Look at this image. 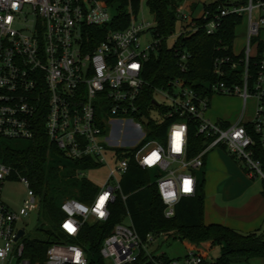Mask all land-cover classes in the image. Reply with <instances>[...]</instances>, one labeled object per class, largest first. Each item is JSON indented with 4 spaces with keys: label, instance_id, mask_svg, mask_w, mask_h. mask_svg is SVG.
Listing matches in <instances>:
<instances>
[{
    "label": "built area",
    "instance_id": "2783aa9c",
    "mask_svg": "<svg viewBox=\"0 0 264 264\" xmlns=\"http://www.w3.org/2000/svg\"><path fill=\"white\" fill-rule=\"evenodd\" d=\"M139 6L136 11L129 6L127 26L114 29L108 26L115 13L102 0H0V139L32 140L42 132L64 158L107 166L103 183L92 180L98 189L91 201L69 197L62 201L60 226L70 236L86 222L106 221L117 196L126 198L120 181L131 163L149 172L166 218L174 215L181 198L196 193L200 182L196 170L216 147L228 151L251 177L264 181L263 161L256 156L257 145L264 150V0H226L216 12L203 9L196 18L183 12V3L178 6L182 21L178 37L195 29L200 17H209L206 32L212 33L228 14L246 17V37L239 53L232 50L215 57L216 80L205 89L197 90L179 76L165 87H153V105L162 109L163 121L170 119L161 137L150 135V108L146 113L143 106V92L150 84L142 69L156 41L141 48V34L154 23L138 20ZM90 27H108L92 49ZM174 53L180 72H186L189 53L178 46ZM239 67L243 70L237 74ZM215 93L242 97L236 120L207 116ZM155 94L167 102L159 105ZM248 97L255 99V106L251 117L244 119ZM126 116L148 120L146 133L130 123L134 127L127 137L130 147L122 132ZM188 120L195 122L196 133L203 138L204 146L195 155L188 154ZM11 170L0 159V264H33L24 255L25 227L18 224L39 208V198L28 179L17 173L15 180L25 184L27 195L17 209L10 207L3 187L11 180ZM79 175L85 176L84 170ZM20 228L24 234L15 240ZM156 238L151 232L141 236L126 214L104 237L99 253L110 264L133 263L142 255L147 264L212 262L207 259L212 245L197 248L189 243L182 256L163 261L164 253L154 252ZM89 259L82 246L55 242L47 247L42 264H89Z\"/></svg>",
    "mask_w": 264,
    "mask_h": 264
},
{
    "label": "trees",
    "instance_id": "16d2710c",
    "mask_svg": "<svg viewBox=\"0 0 264 264\" xmlns=\"http://www.w3.org/2000/svg\"><path fill=\"white\" fill-rule=\"evenodd\" d=\"M141 0H102L115 7V15L108 27L119 29L127 26L129 14L127 8L138 9ZM154 18V27L150 30L156 41L155 50L144 61L142 76L150 87L143 92L145 112L153 105V87H165L169 80L184 77L186 82L203 90L216 80L213 73V62L216 56L232 53L236 26L242 21V16L228 14L220 19V24L212 33L206 32L207 19L198 18L196 28L178 37L173 47L166 44V39L175 31L180 19L177 8L185 0H143ZM226 0H217L204 4V10L216 12ZM244 1V0H243ZM195 5V4H194ZM194 7V6H192ZM108 27H90L89 49L96 45ZM175 46L189 53L188 68L180 72L177 66ZM251 71L255 70L253 65ZM242 67L236 70L240 74ZM170 119L161 123L149 122L150 135L161 137ZM188 154H197L204 146L203 138L196 133L195 122L189 121ZM9 139H0V159L11 166L9 179L15 180L17 173L26 177L30 187L39 198L38 236H23L24 255L33 264H42L47 247L55 242L75 243L82 246L90 256L89 264H105L100 256V247L104 237L113 226L121 222L126 214L137 232L144 236L151 232L155 236L166 235L199 244L212 240L220 247V254L211 264H233L236 259H250L264 256V231L261 229L241 232L221 223H205L203 220L204 192L203 184L198 183L196 193L181 198L175 206L172 217L163 214L156 184L151 182L149 172L131 163L128 171L121 178V192L126 195L123 200L120 195L112 203L110 215L106 221L86 222L76 236L68 235L60 226L64 218L61 203L65 198H75L88 203L94 197L98 186L88 177L80 176L79 172L97 164L90 159L69 160L58 152L41 132L32 140L17 145L9 143ZM256 156L263 161L264 150L256 146ZM262 194L264 195V183ZM164 260L168 259L161 255ZM147 264L146 256L133 263Z\"/></svg>",
    "mask_w": 264,
    "mask_h": 264
},
{
    "label": "rangeland",
    "instance_id": "374dc122",
    "mask_svg": "<svg viewBox=\"0 0 264 264\" xmlns=\"http://www.w3.org/2000/svg\"><path fill=\"white\" fill-rule=\"evenodd\" d=\"M217 0H186L183 3L184 10L189 14L190 17L196 18L199 17L204 9V4H208ZM228 1H239V0H228ZM194 2L196 4L193 11L189 8L190 3ZM138 11V20L144 19L150 23H154L153 15L150 13L145 1L142 0L139 6ZM110 12L113 14L115 13V7H111ZM191 12V15H190ZM259 12V11H257ZM182 21L179 19L176 23L175 31L169 35L166 39V44L169 47H173L176 44L178 35L180 33V25ZM246 37V17L242 18V21L239 25L236 26L235 29V37L233 40V51L235 53H239L240 49L244 45ZM154 41L153 34L150 30L145 31L140 36L141 48H146L150 43ZM156 99L159 101V105H164L167 100L163 98L160 94H155ZM255 106V99L253 97H248L246 104H245V112H244V119L251 117L253 113V109ZM148 116L152 119L153 122L161 123L163 121V111L160 107L156 105L149 106ZM243 108V99L239 95H223L215 93L210 100V106L207 111V116L212 120H224L228 122H233L236 120ZM126 122V125L122 129L126 136L125 139V146L130 147L132 144L128 142L127 137L129 134L134 131V127L130 125V123L135 124L138 126V130L141 133L147 132V125L144 124L139 120L137 117L126 116L123 118ZM110 130V128L108 127ZM10 140V139H9ZM26 140L22 139H12L10 140V144L17 145L25 142ZM217 148V147H216ZM226 154L230 155L228 151ZM238 162V161H236ZM239 164V162H238ZM203 169L202 167L196 170V176L201 181L203 176ZM84 175L91 180L101 184L104 182L106 175H107V166L106 165H96L94 167L88 168L84 170ZM256 180L263 185L264 181L261 177H256ZM27 195V188L25 184L19 180H10L4 184L3 187V198L6 203L14 208L17 209L24 198ZM19 226L25 227V235L30 236H38L39 232L37 227L39 225V212L38 208L33 210L28 216H24L19 224ZM261 231H264V224L262 225ZM186 243L191 244L197 248H205L208 245H212V248L208 251L207 259L209 261H214L220 254V247L213 243L212 240L200 242L199 244L188 242L187 240H180L178 238H173L172 236L166 235H159L157 236L153 248L155 249L154 252L157 254L164 253L166 257H177L182 256L186 251ZM105 264H110L108 260H105ZM233 264H264V256L260 257H252L248 260L239 258L234 261Z\"/></svg>",
    "mask_w": 264,
    "mask_h": 264
},
{
    "label": "crops",
    "instance_id": "0c3cea01",
    "mask_svg": "<svg viewBox=\"0 0 264 264\" xmlns=\"http://www.w3.org/2000/svg\"><path fill=\"white\" fill-rule=\"evenodd\" d=\"M194 4L189 5L192 11ZM236 161L223 147L207 153L202 180H199L204 192L203 220L225 224L241 232L261 229L264 224L263 185Z\"/></svg>",
    "mask_w": 264,
    "mask_h": 264
},
{
    "label": "water",
    "instance_id": "95a60500",
    "mask_svg": "<svg viewBox=\"0 0 264 264\" xmlns=\"http://www.w3.org/2000/svg\"><path fill=\"white\" fill-rule=\"evenodd\" d=\"M142 121L145 123V124H147L148 123V120H147V118H145V117H143L142 118ZM24 234V229L23 228H20L19 230H18V232H17V235H16V237H15V240H17L20 236H22Z\"/></svg>",
    "mask_w": 264,
    "mask_h": 264
}]
</instances>
